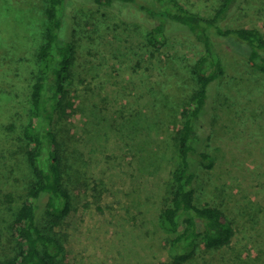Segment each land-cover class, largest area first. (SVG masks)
<instances>
[{
  "label": "rangeland",
  "instance_id": "1",
  "mask_svg": "<svg viewBox=\"0 0 264 264\" xmlns=\"http://www.w3.org/2000/svg\"><path fill=\"white\" fill-rule=\"evenodd\" d=\"M178 1L204 16L221 2ZM44 5L0 0V264L12 253L8 224L32 179L22 130ZM234 11L229 26L264 34V0H244ZM64 13L66 37L73 36L80 56L68 83L74 110L66 124L65 177L73 207L63 225V264L169 261L171 235L160 228L158 215L178 162L175 135L196 87L192 66L200 44L172 23L165 44L149 45L142 25L90 0H69ZM212 39L224 72L209 87L210 137L197 143L198 150L207 147L213 166L191 159L195 202L219 206L234 235L217 250L199 248L184 264H264V73L226 39Z\"/></svg>",
  "mask_w": 264,
  "mask_h": 264
},
{
  "label": "trees",
  "instance_id": "2",
  "mask_svg": "<svg viewBox=\"0 0 264 264\" xmlns=\"http://www.w3.org/2000/svg\"><path fill=\"white\" fill-rule=\"evenodd\" d=\"M243 1L221 0L211 16H204L178 0H167L164 8L139 0H90L94 6L115 10L123 21L142 25L149 45L165 44L167 25L176 23V29L188 30L201 47L192 66L196 87L182 111L181 127L176 130L178 162L158 215L160 228L171 235L173 255L159 264H184L199 248L217 250L229 244L234 235L230 220L219 206L195 202L196 172L191 159L195 156L206 169L213 166L207 147L197 148L198 142L210 137L209 87L224 72L212 36L229 41L234 50L246 55L251 68L264 73V34L255 27L227 24ZM44 2L43 40L36 52V73L30 85L29 120L22 130L23 152L32 179L24 201L13 211L8 224L12 253L2 264H63L67 239L63 225L73 207L65 177L68 165L64 149L67 120L74 110L68 83L80 52L73 36L66 37L69 19L64 11L69 0Z\"/></svg>",
  "mask_w": 264,
  "mask_h": 264
}]
</instances>
